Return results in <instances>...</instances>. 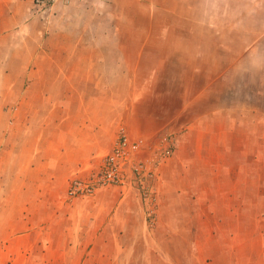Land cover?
<instances>
[{"label":"crops","instance_id":"obj_1","mask_svg":"<svg viewBox=\"0 0 264 264\" xmlns=\"http://www.w3.org/2000/svg\"><path fill=\"white\" fill-rule=\"evenodd\" d=\"M102 4L0 0V83L12 84L0 91V264H264V187L247 171L246 128L237 170H225L228 129L214 127V109L183 123L190 107L149 93L167 77L135 74L141 61L119 57L133 46L90 26ZM122 134L140 152L176 138L150 179L154 217L134 181L69 194Z\"/></svg>","mask_w":264,"mask_h":264},{"label":"rangeland","instance_id":"obj_2","mask_svg":"<svg viewBox=\"0 0 264 264\" xmlns=\"http://www.w3.org/2000/svg\"><path fill=\"white\" fill-rule=\"evenodd\" d=\"M97 1L103 2L102 18H94L90 26H112L119 43L133 46L134 51H120L119 57L141 61L139 67L128 66L135 74L167 77L161 87L150 84L149 93L168 92V108L190 107L181 114L183 123L214 109V127L228 129L225 170H237L238 138L246 128L247 171L256 172L264 187V0ZM10 85L0 83V91ZM207 124L202 120L200 126ZM163 146L144 148L136 160L157 171L165 160L160 156ZM254 156L257 163L252 162ZM225 178L215 185L227 184ZM150 179L145 184L153 185ZM133 184L142 196V185Z\"/></svg>","mask_w":264,"mask_h":264},{"label":"built area","instance_id":"obj_3","mask_svg":"<svg viewBox=\"0 0 264 264\" xmlns=\"http://www.w3.org/2000/svg\"><path fill=\"white\" fill-rule=\"evenodd\" d=\"M37 4L42 5L45 2L54 3L55 0H35ZM163 147L160 156L169 157L173 149V137L168 136L162 140ZM139 144L133 143L124 134L120 135L113 151L101 158L99 169L91 173L86 179L76 178L72 181L69 189L70 196L73 197H91L98 190L111 186H127L131 181L142 185V197L149 205V215L154 217V207H156L155 190L151 185L145 184L154 174L143 161H138L140 157ZM131 173V179L128 177Z\"/></svg>","mask_w":264,"mask_h":264}]
</instances>
